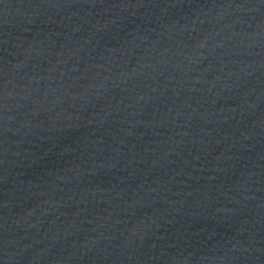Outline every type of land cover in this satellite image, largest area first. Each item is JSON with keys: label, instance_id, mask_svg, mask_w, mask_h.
I'll list each match as a JSON object with an SVG mask.
<instances>
[{"label": "water", "instance_id": "water-1", "mask_svg": "<svg viewBox=\"0 0 264 264\" xmlns=\"http://www.w3.org/2000/svg\"><path fill=\"white\" fill-rule=\"evenodd\" d=\"M122 0H0V167L78 52Z\"/></svg>", "mask_w": 264, "mask_h": 264}]
</instances>
